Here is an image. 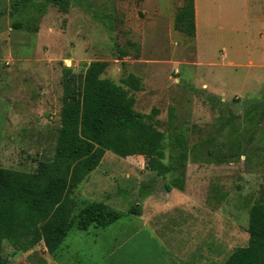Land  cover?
Listing matches in <instances>:
<instances>
[{
    "label": "rangeland",
    "instance_id": "rangeland-1",
    "mask_svg": "<svg viewBox=\"0 0 264 264\" xmlns=\"http://www.w3.org/2000/svg\"><path fill=\"white\" fill-rule=\"evenodd\" d=\"M185 1L0 0V167L32 172L53 158L63 69L82 75L92 61L150 115L161 161L175 167L157 176L143 155L106 151L74 189V213L102 202L121 217L71 228L52 254L42 241L15 251L5 240L0 264H165L203 243L224 261L247 244L248 210L264 201V0H201L194 37L173 26ZM129 74L139 91L121 83ZM177 177L184 189L167 192ZM134 204L142 215L127 212Z\"/></svg>",
    "mask_w": 264,
    "mask_h": 264
},
{
    "label": "trees",
    "instance_id": "trees-1",
    "mask_svg": "<svg viewBox=\"0 0 264 264\" xmlns=\"http://www.w3.org/2000/svg\"><path fill=\"white\" fill-rule=\"evenodd\" d=\"M46 1L59 7L68 2ZM173 26L194 37V0L185 1L177 10ZM105 67L106 62L92 61L82 75L63 69L60 128L51 160L39 162L32 172L0 167V253L6 240L15 251L28 250L42 241L45 251L52 254L71 228L85 231L117 221L121 212L107 209L102 202H89L74 213V189L99 165L106 151L120 157L143 155L155 163L157 176L175 169L161 161L163 133L149 121L150 115L134 110V98L127 89L100 77ZM121 83L132 91L141 89L133 74ZM186 158L183 152L181 159ZM216 161L227 160L220 157ZM146 187L140 197L151 194L150 185ZM165 188L170 192L184 186L177 177L165 183ZM127 212L140 216L141 207L134 204ZM246 232L247 244L234 248L220 264H264V201L250 206Z\"/></svg>",
    "mask_w": 264,
    "mask_h": 264
},
{
    "label": "crops",
    "instance_id": "crops-1",
    "mask_svg": "<svg viewBox=\"0 0 264 264\" xmlns=\"http://www.w3.org/2000/svg\"><path fill=\"white\" fill-rule=\"evenodd\" d=\"M201 0H194V10H195V34L196 31L199 27V22H200V17H202L205 13L204 11V6H203V14L201 12V6L200 3ZM206 3H210L209 0L206 1ZM195 36V35H194ZM190 186V185H189ZM173 189V188H172ZM142 215V214H141ZM219 243L222 244L219 241ZM179 249V255H176V259L178 262L173 261V262H167L165 264H179L181 258H184L187 262H190L191 264H220L223 261H218L219 258H221V252L220 250H217L213 246H208L205 243H203L200 248L198 247H193L191 249H188V247L183 248L182 251ZM184 256H188L189 259H187ZM65 264H68L67 262ZM71 264V263H69ZM72 264H78V263H72Z\"/></svg>",
    "mask_w": 264,
    "mask_h": 264
}]
</instances>
